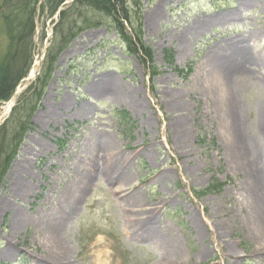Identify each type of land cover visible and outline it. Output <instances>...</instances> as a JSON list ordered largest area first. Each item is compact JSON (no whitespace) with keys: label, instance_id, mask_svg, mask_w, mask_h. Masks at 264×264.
<instances>
[{"label":"rangeland","instance_id":"374dc122","mask_svg":"<svg viewBox=\"0 0 264 264\" xmlns=\"http://www.w3.org/2000/svg\"><path fill=\"white\" fill-rule=\"evenodd\" d=\"M26 1L0 0V68L17 50L25 19L31 15L35 24L30 50L17 51L9 62L17 67L26 51L27 61H20L28 63L27 77L12 104L0 102V127L15 111L0 141L19 142L17 120L28 126L0 185V264H159L166 254L161 241L139 237L146 232L140 225L150 219H156V236L163 232L169 243L179 244L177 264H264L256 192L248 191L247 174L236 168L224 111L200 77L212 50L251 34L246 50L264 56V0H129L122 30L113 17L88 11L81 18L75 8L63 25L60 11L51 15L46 8L49 0ZM230 13L238 18L189 35L180 52L181 36L198 19ZM142 45L149 51L145 57ZM114 80L121 99L112 94ZM231 88L247 134L258 136L264 67L248 65ZM129 92L140 109L130 104ZM171 96L181 112H171ZM78 106L93 112L81 118ZM53 111L51 121L46 116ZM179 123L185 125L183 142L173 127ZM97 131L109 135L112 152L126 159L111 163L102 150L93 151ZM17 165L32 186L26 198H16L10 186ZM87 175L93 181L85 185ZM75 189L84 192L76 191L82 195L77 209L70 205L63 218L48 222L46 211L62 210L55 198ZM260 195L264 203V165ZM18 211L29 217L12 237L15 253L6 255ZM53 223L61 246L50 238Z\"/></svg>","mask_w":264,"mask_h":264},{"label":"bare ground","instance_id":"6f19581e","mask_svg":"<svg viewBox=\"0 0 264 264\" xmlns=\"http://www.w3.org/2000/svg\"><path fill=\"white\" fill-rule=\"evenodd\" d=\"M165 4H168L171 0H163ZM249 2H246L245 6L248 5ZM241 11V10H240ZM237 14L230 13L223 16H216L212 19H198L195 22V27L192 29L190 33H184L181 36L180 39V52L183 54V46L190 43L191 39L189 35L193 34H199L204 27L208 26L209 24L216 23L217 25L220 22H227L229 20H235L237 19ZM214 24V25H216ZM255 36L253 34L249 35L246 39H240V40H234L230 44L226 46L219 47L215 50H212L210 54L206 58V63L203 64V69L200 71V77L202 79V83L205 84L207 88L209 87L210 90L206 89L207 93H212L216 101V104L219 106V110L222 112L224 111V123L223 128L226 131V134H228L231 137V147L229 148V153L231 157L234 159V163L236 164V168L240 171H244L247 174V181L246 186L248 187V191L250 193L256 192V206H255V224L258 225V229L263 230L262 233H264V203L263 198L260 195V190L262 191V176H263V165H264V102H262L260 107V129L259 134L256 137H253V135H248L247 131L245 130V125L240 113V109L238 105L236 104V99L232 91V85L236 82V79L239 75L247 74L248 72V65L250 66H260L264 67V56H252L249 54V52L246 50L247 46L249 45V42L253 40ZM188 39V42H187ZM262 39V38H261ZM187 42V43H186ZM186 57V54L185 56ZM35 74V71L32 70V72L29 74L30 78H33ZM27 77V76H26ZM25 77V78H26ZM117 82V81H116ZM115 80L112 82V94L117 98L121 99L123 96L122 91L117 89ZM115 84V85H114ZM201 85V84H200ZM202 91H204L202 89ZM209 91V92H208ZM13 98H11L7 103L9 102V105L11 102L15 100V95ZM127 98L132 106H134L137 109L141 108V104L137 101H134V97L132 94H127ZM170 103L169 108L171 109V112L174 114L177 112H181V106L177 105L172 99V96L170 97ZM6 104V103H5ZM12 104V103H11ZM174 104V105H173ZM70 104L68 102V105H65L64 108L69 107ZM78 113L77 115L81 118H86L87 115L91 114L93 110L89 106H78ZM72 109L69 110L71 112ZM48 119H51V121H54L56 119L54 115V111L51 112L46 116ZM176 137L179 142H183L184 140V132H185V125L182 124H176ZM180 128V129H179ZM98 136H95V138H98L97 143H94L95 147L93 148V151L95 149L102 150L104 152L105 158L109 159L111 163L113 162H119L126 159V155L119 153L118 151L112 152L114 149H112V138L109 135H101V133H98ZM106 143H105V142ZM91 150V149H90ZM92 162V161H91ZM84 163V161H83ZM83 166L86 167L87 171L94 174V177L96 176L95 169L90 166V163L85 162ZM22 166H16L15 170L13 172L14 178L12 179V182L10 186L13 185V193L16 194V198H26L28 197V194L31 190V185L27 183V179L24 177L25 171L21 168ZM111 166H107V169H110ZM113 168V167H112ZM83 169V168H82ZM85 170V169H83ZM113 171V170H112ZM9 173L6 174V177L9 178ZM88 174V175H89ZM104 174L107 176L108 173L104 172ZM84 177V184L87 185L93 181V178L90 180L89 176ZM6 178V179H8ZM25 179V181H24ZM128 180L127 176H122V182H126ZM82 188V187H79ZM76 191L82 192L81 190L75 189L73 191V195L66 196L68 194H65L67 191H62L63 193L58 198H55V200L58 202L57 205H60L59 208H62V210H53V211H46L45 218H48V222H53L54 220H59V217L62 216V214L66 213V209L71 205L73 210L77 209L78 199L79 196H82L81 194L77 193ZM133 198L136 199V196ZM261 198V199H260ZM135 199L130 200L131 204H134L135 206ZM73 201V202H71ZM71 202V203H70ZM132 206V205H131ZM51 213V214H50ZM28 215L23 211H18L15 213L13 221H12V231L10 236V239L8 240V243L4 249V253L6 255L14 254V248L12 246L13 239L12 237L17 236L18 231L20 230V227H23L28 220ZM63 218V217H61ZM152 222L151 224H141V228L145 230V235L139 236L140 238H150L152 241H157L162 243L161 250L164 251L166 254L162 257V260L159 264H177V262L180 260V252L181 248L178 243L174 242L173 244L169 243L167 240V235L163 232L157 233V236L154 234L156 219H150ZM39 224V223H38ZM50 238L52 239L53 243L56 246H61L59 243V226L53 225L50 226ZM158 229L161 230V227L159 226ZM157 237L159 239L157 240ZM264 238V234H263ZM156 242V243H157ZM55 246V247H56ZM70 252V249H69ZM66 258V257H65ZM175 258V260H174ZM68 260V259H67ZM174 260V261H173ZM63 261L61 258H59V262ZM173 261V262H172ZM43 261L38 260V264H42ZM54 264H57L53 262Z\"/></svg>","mask_w":264,"mask_h":264},{"label":"trees","instance_id":"16d2710c","mask_svg":"<svg viewBox=\"0 0 264 264\" xmlns=\"http://www.w3.org/2000/svg\"><path fill=\"white\" fill-rule=\"evenodd\" d=\"M36 1V0H34ZM66 0H49L51 5H47L46 8L51 12V15H54L59 8L64 4ZM33 0H28L26 3H32ZM25 3V4H26ZM129 0H75L71 5V7H68L61 11L60 18H61V24H65L64 19L66 20L67 13L75 8L76 10H79L78 12L79 16L81 18H86V13L88 11L92 12H100V14H104L108 17H113L117 24L119 25L120 30L124 29V26L120 22V18L124 14H126V7L128 8ZM23 7H26V5H23ZM42 7V5H41ZM45 8V9H46ZM44 9V10H45ZM129 9V8H128ZM31 15L25 19V26L23 28V33L19 36V45L16 46V51L14 54L11 55L9 61L7 64H4L2 68H0V102H7L9 101L17 86L19 85L20 81L23 79L24 76H26L27 68L29 69L28 63L21 62L20 60L26 59V51L21 52V59H19V63L17 67H12L9 62L15 58V53L19 50H30L31 47V39L30 36L34 35L35 30V24L33 20L31 19ZM63 24V25H64ZM18 44V41H17ZM143 57L148 55L149 51L145 49V47L142 45L141 50L139 51ZM29 60V59H28ZM15 118V111L13 110L12 115L10 117L11 120L14 121ZM10 119L6 121L4 125L0 127V135L4 136L6 134V124L9 123ZM24 121V120H23ZM19 128L22 129L21 132L18 134L20 136V140L18 143L14 142H4L0 141V185L2 184L6 172L9 170V166L12 164L14 157L16 154H18V145H22V139L24 134L28 131L27 123L22 120H17Z\"/></svg>","mask_w":264,"mask_h":264}]
</instances>
